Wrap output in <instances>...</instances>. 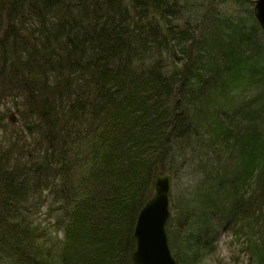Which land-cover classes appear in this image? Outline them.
Here are the masks:
<instances>
[{
	"label": "trees",
	"instance_id": "16d2710c",
	"mask_svg": "<svg viewBox=\"0 0 264 264\" xmlns=\"http://www.w3.org/2000/svg\"><path fill=\"white\" fill-rule=\"evenodd\" d=\"M255 2L0 0V264H133L157 174L177 264H264Z\"/></svg>",
	"mask_w": 264,
	"mask_h": 264
},
{
	"label": "water",
	"instance_id": "95a60500",
	"mask_svg": "<svg viewBox=\"0 0 264 264\" xmlns=\"http://www.w3.org/2000/svg\"><path fill=\"white\" fill-rule=\"evenodd\" d=\"M254 15L264 31V0H256ZM154 193L140 210L133 230V264H177L167 234L171 178L157 174Z\"/></svg>",
	"mask_w": 264,
	"mask_h": 264
},
{
	"label": "rangeland",
	"instance_id": "374dc122",
	"mask_svg": "<svg viewBox=\"0 0 264 264\" xmlns=\"http://www.w3.org/2000/svg\"><path fill=\"white\" fill-rule=\"evenodd\" d=\"M180 183L181 186L186 185V176L180 179ZM245 236L243 230L237 235H234V233L230 231L225 232L218 241V252L215 250L214 252L208 253L201 264H246V257L242 250ZM217 255L219 256V261L217 260Z\"/></svg>",
	"mask_w": 264,
	"mask_h": 264
}]
</instances>
